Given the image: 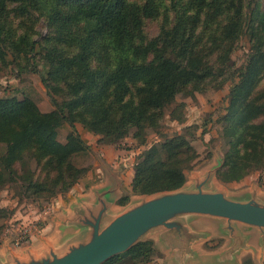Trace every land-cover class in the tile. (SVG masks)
Masks as SVG:
<instances>
[{"label":"trees","instance_id":"16d2710c","mask_svg":"<svg viewBox=\"0 0 264 264\" xmlns=\"http://www.w3.org/2000/svg\"><path fill=\"white\" fill-rule=\"evenodd\" d=\"M154 3L155 0H145L142 5L128 0H0V34L11 9L19 15L39 10L54 27L47 52L54 75L61 76L66 85L70 111L79 110V120L109 143L117 142L130 131L134 138H142L147 128H158L166 109L188 84L214 75L216 62L223 66L244 26L249 4L244 0H171L166 10L173 13V22L168 23L170 16L165 13L159 34L147 38L142 31L143 20L155 15ZM216 18H224L225 22L219 33L213 26ZM7 29L11 31V27ZM202 34L208 36L206 41L199 36ZM261 36L252 41L256 51L238 72V82L230 92V106L238 108L236 119L242 123L255 111H262L252 105L253 97H249L264 64ZM18 37L33 46L27 31H21ZM205 46L209 49L204 50ZM68 49L73 53L68 54ZM212 57L216 62H210ZM60 69L62 73L58 75ZM224 71L221 69L220 73ZM41 81L47 87L46 78ZM54 105V110L42 112L28 98L0 97V142L6 149L1 156L2 165L15 174L10 169L12 164L23 154H31L39 174L30 172L17 178L23 193L38 198L68 192L89 169L73 162L76 155L89 149L76 132L77 119L59 103ZM179 105L170 111L178 119ZM64 122L71 131L66 142L61 143L56 135ZM236 146L242 147L243 152ZM258 146L254 136L243 144L235 141L225 158V167L218 172L220 180L238 182L251 167L249 164L263 166L259 157L263 158L264 151ZM183 155L190 159L194 150L179 136L151 146L133 165L131 192L152 194L180 187L185 179L180 159ZM126 201L121 198L118 203ZM153 254L159 255L151 243H139L103 264L116 263L127 256L149 260Z\"/></svg>","mask_w":264,"mask_h":264},{"label":"rangeland","instance_id":"374dc122","mask_svg":"<svg viewBox=\"0 0 264 264\" xmlns=\"http://www.w3.org/2000/svg\"><path fill=\"white\" fill-rule=\"evenodd\" d=\"M128 1L142 5L145 0ZM170 1L155 0L154 4L157 9L155 15L143 20L142 31L147 38H154L159 34L165 13L170 16L168 23L173 22V13L166 10L170 7ZM246 1L249 4L245 10L244 26L232 45L231 51L228 53L229 57L226 58L223 66H219L213 57L209 58L211 63L216 62L217 64L214 68L215 74L194 85L188 84L182 92L177 94L175 103L166 109L158 128H147L142 138H134L133 131H130L124 138L115 143H109L106 138L93 133L79 120L81 118V113L79 115L77 112L79 110L70 111L71 106L66 94V85L60 79L61 76L54 75L55 69L50 65V55L47 52V47L52 42L50 35H53L54 27L46 22L39 10L32 9L29 13L19 15L14 9H11L9 13L6 28L0 34V97H15L18 100L28 98L42 112L54 110L56 102L63 107L67 114L75 117L77 119L75 121L76 132L89 147L85 153L78 154L73 158V162L78 166L90 168L98 156H110L113 157L117 165L124 164V169H126L124 174L127 179L129 175H133L134 163L147 149L158 145L166 138L179 136L189 142L194 150V155L190 159H186L185 155L180 156L184 165V183H191L195 174L203 175L208 169L218 167L215 173L218 182L216 186H219V182L222 183L221 185L229 193H238L243 188L253 187L264 193V165L255 167L256 164H249L251 167L246 170V175L238 183L221 181L218 176V172L225 167V158L229 155L228 151L232 149L230 146L235 141L243 144L246 138L254 136L255 142L259 145L257 148L264 151L262 133L264 131V64L260 76L255 80L252 94L249 96L253 97L252 105L261 107L262 111H255L248 121L242 123L241 120L236 119L238 108L230 106V92L238 82V72L244 69L249 56L256 51L251 46L252 41L259 35H262L260 39L264 40V0H244V3ZM12 7L11 5L10 8ZM224 23V18H216L213 26L217 33L220 32ZM7 27H11L10 32ZM21 31H27L31 35L33 46L26 45L18 37ZM46 36L47 38H45ZM199 36L203 41H206L208 37L204 34ZM206 49H209V46H205L204 50ZM260 49L264 51L263 42ZM71 53L73 50L68 49V54ZM221 69H225L224 73H220ZM61 73L62 69L58 75ZM42 77L46 78L47 87L43 85ZM178 104H180L177 109L179 119L170 114L171 109ZM70 131L69 124L62 123L57 130V141L65 143ZM238 134L239 137H236ZM107 145L115 147V152L107 154L105 152ZM235 149H240V152H243L242 147L236 146ZM5 150V144L0 142V248L4 245V241L9 244L13 243L20 224L35 220V218H31L32 214L39 211L41 213L44 209H50L51 206L55 209L59 204L55 199L61 196L65 199L69 196L66 192L52 198H38L23 193L19 187L21 182L17 177L30 172L38 175L39 169L36 161L31 154H23L12 164L10 169H13L15 174H11L2 165L1 156ZM262 155L263 158L259 157V159L264 161V154L262 153ZM171 190H158L152 194L133 192L132 199L136 201L143 195L150 197L155 193ZM123 198L129 201V196H123ZM25 215H29V217L26 218ZM151 239L155 240L156 236L152 235L143 241H138L127 251L139 243H151L153 247ZM154 250L160 254V251L155 248ZM161 256V254L157 256L153 254L149 260L140 256L129 259L127 256L111 264H158V258L160 259ZM261 263L264 264V260Z\"/></svg>","mask_w":264,"mask_h":264},{"label":"water","instance_id":"95a60500","mask_svg":"<svg viewBox=\"0 0 264 264\" xmlns=\"http://www.w3.org/2000/svg\"><path fill=\"white\" fill-rule=\"evenodd\" d=\"M217 168L195 174L191 183L175 190L143 195L136 201L129 196L128 203L119 208L108 198L117 181L110 172L112 183L94 190L95 201H76L60 219L59 228L66 233L59 243L45 242L40 251L26 247L22 254H15L4 241L0 264H102L152 235L156 236L151 239L155 249L169 251L174 264H186L196 256L194 243L207 234L190 224L198 217L219 221L220 231L230 238L228 247L206 258V264L232 261L247 247L242 227L258 230L263 249L264 193L255 187L244 189V196L229 193L222 185L216 186Z\"/></svg>","mask_w":264,"mask_h":264},{"label":"crops","instance_id":"0c3cea01","mask_svg":"<svg viewBox=\"0 0 264 264\" xmlns=\"http://www.w3.org/2000/svg\"><path fill=\"white\" fill-rule=\"evenodd\" d=\"M115 147L107 145L105 152L110 154L112 151L115 152ZM121 161V160H120ZM113 157L100 155L93 162L92 166L88 169L86 175L81 178L69 191L67 198L59 197L55 199L58 204L57 208L40 211L32 214V219H40L43 224L42 228L35 234H33L31 240L21 246H15L13 243L8 244L9 247L15 254H22L23 249L28 247L33 251H40L44 247L45 242L52 244L59 243V240L66 230L59 228L60 219L69 213L71 206L80 199H87L89 201H95L94 190L96 188L108 187L111 183L110 172L114 173L117 181L115 182V188L108 194V198L114 202V207L119 208L128 203H118L119 199L123 196H133L131 192V179L133 175H129L126 179L124 172V164L117 165ZM238 183V182H235ZM221 185L222 183L219 182ZM223 186V185H222ZM241 192V191H240ZM236 196L246 195V191H243ZM264 192V191H263ZM130 199V198H129ZM24 217V216H23ZM26 218L29 215H25ZM190 224L198 231L206 232V237L201 238L193 245L195 251V258L190 259L186 264H206V258L217 256L222 253L230 244V238L222 233L219 229L220 222L214 219L206 217H198L191 220ZM243 233L247 235V247L241 249L232 261H227L220 264H244L245 261H250V264H263L264 260V248L261 249L259 245L260 234L257 229L254 228H241ZM5 249L2 246L0 251L3 252ZM162 255L158 258V264H174L172 260V254L167 250H159ZM159 254V255H160Z\"/></svg>","mask_w":264,"mask_h":264},{"label":"built area","instance_id":"2783aa9c","mask_svg":"<svg viewBox=\"0 0 264 264\" xmlns=\"http://www.w3.org/2000/svg\"><path fill=\"white\" fill-rule=\"evenodd\" d=\"M42 224L43 222L40 219L20 224L19 229L13 238V244L15 246H21L28 243L33 234L37 233L42 228Z\"/></svg>","mask_w":264,"mask_h":264}]
</instances>
